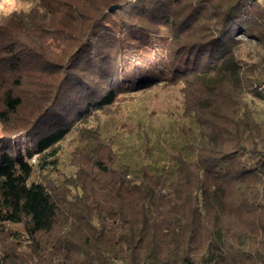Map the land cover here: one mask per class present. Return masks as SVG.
Segmentation results:
<instances>
[{
	"label": "trees",
	"instance_id": "1",
	"mask_svg": "<svg viewBox=\"0 0 264 264\" xmlns=\"http://www.w3.org/2000/svg\"><path fill=\"white\" fill-rule=\"evenodd\" d=\"M236 1V6L223 5L216 14V36L180 46L172 56L163 53L165 37L148 26V21L159 24V14L164 15L165 7L158 6L161 0H121V6L107 15L96 8L86 42L79 43L68 63L53 111L30 135V147L18 151L8 143L0 146V230L6 231L8 223H25L33 251L24 263L11 254L1 264H264L261 125L236 119L227 143L196 135L197 141L188 143L190 150L197 148L199 158L197 174L190 173L189 181L195 184L186 191L177 179L170 207L164 210L144 179L135 188L142 197L141 218L118 203L98 224H85L87 218L81 216L72 222L79 232L66 228L54 235L58 204L43 184L30 182L31 160L66 138L73 116L81 120L112 105L127 88L156 83L163 70L185 73L194 65H205L213 83L241 84L242 71L231 47L236 35L262 28L264 0ZM9 100L14 111L20 100ZM204 146L210 149L201 155ZM181 162L184 176L195 162L183 157ZM184 193L195 200L179 201Z\"/></svg>",
	"mask_w": 264,
	"mask_h": 264
},
{
	"label": "rangeland",
	"instance_id": "2",
	"mask_svg": "<svg viewBox=\"0 0 264 264\" xmlns=\"http://www.w3.org/2000/svg\"><path fill=\"white\" fill-rule=\"evenodd\" d=\"M120 3L7 0L0 5V146L8 143L18 151L30 147V135L53 111L68 63L79 43L86 42L96 8L107 15ZM229 3L237 5L236 0H161L158 6L165 7V13L159 14V24L148 21V26L165 37L163 53L172 56L174 49L182 50L180 46L216 36V14ZM25 6H30L28 12ZM10 7L20 11L6 15ZM263 22L261 29L235 36L231 49L242 71L239 85L213 83L205 65H194L185 73L168 68L158 73L156 83L127 88L112 105L81 120L73 116L66 138L31 160L30 182L43 184L59 207L54 235L66 228L79 232L72 222L81 216L87 218L85 224H98L99 218L115 212L118 203L141 218L142 197L135 188L144 179L164 210L169 208L177 179L186 191L195 184L189 181L190 173L197 174L199 158L197 148L190 150L188 143L197 141L196 135L227 143L236 119L264 128ZM9 98L20 100L14 111L9 109ZM181 157L195 162L184 176L179 171ZM185 194L179 201L195 200ZM5 228L0 230V264L11 254L24 263L33 255L25 223H8Z\"/></svg>",
	"mask_w": 264,
	"mask_h": 264
},
{
	"label": "clouds",
	"instance_id": "3",
	"mask_svg": "<svg viewBox=\"0 0 264 264\" xmlns=\"http://www.w3.org/2000/svg\"><path fill=\"white\" fill-rule=\"evenodd\" d=\"M23 10H24V12H28V11L30 10V6H25ZM12 11H17V12H19L20 9H19V8L10 7V8H8V9L6 10L5 14H6V15L11 14Z\"/></svg>",
	"mask_w": 264,
	"mask_h": 264
},
{
	"label": "water",
	"instance_id": "4",
	"mask_svg": "<svg viewBox=\"0 0 264 264\" xmlns=\"http://www.w3.org/2000/svg\"><path fill=\"white\" fill-rule=\"evenodd\" d=\"M117 8V6H113L112 8H111V10H114V9H116Z\"/></svg>",
	"mask_w": 264,
	"mask_h": 264
}]
</instances>
